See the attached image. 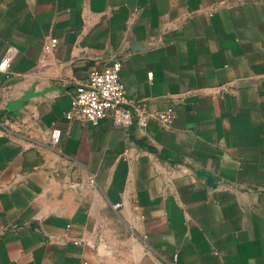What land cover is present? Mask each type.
I'll return each instance as SVG.
<instances>
[{"label": "crops", "instance_id": "1", "mask_svg": "<svg viewBox=\"0 0 264 264\" xmlns=\"http://www.w3.org/2000/svg\"><path fill=\"white\" fill-rule=\"evenodd\" d=\"M10 46L0 110L27 96L63 154L0 136V264H264V0H0ZM120 51L172 130L66 118Z\"/></svg>", "mask_w": 264, "mask_h": 264}, {"label": "built area", "instance_id": "2", "mask_svg": "<svg viewBox=\"0 0 264 264\" xmlns=\"http://www.w3.org/2000/svg\"><path fill=\"white\" fill-rule=\"evenodd\" d=\"M51 42L55 47L57 39ZM16 54L17 49L10 46L0 62V71L6 73L7 80L11 79L10 66ZM124 58L120 51L113 55L111 64L89 73L85 81L76 87L71 106L65 113L66 118L92 126L110 119L117 128L136 131H144L151 121H155L164 130H172L177 118L174 106L154 110L144 101L128 97L121 75ZM148 77L152 79L153 72H149ZM4 87H0V90ZM25 103L15 109L9 105L5 110H0V136L27 137L37 129L41 136L48 138L58 154H63L59 148L62 130L56 127L40 130L37 125L39 111L26 108ZM87 184H96L95 174L89 175Z\"/></svg>", "mask_w": 264, "mask_h": 264}, {"label": "water", "instance_id": "3", "mask_svg": "<svg viewBox=\"0 0 264 264\" xmlns=\"http://www.w3.org/2000/svg\"><path fill=\"white\" fill-rule=\"evenodd\" d=\"M27 99H28V97L26 96V97H23V98L15 101L14 103H11L10 108L11 109L17 108L18 106L22 105Z\"/></svg>", "mask_w": 264, "mask_h": 264}]
</instances>
